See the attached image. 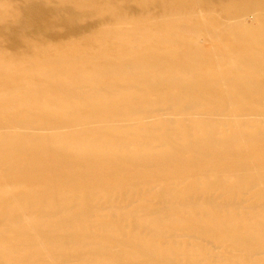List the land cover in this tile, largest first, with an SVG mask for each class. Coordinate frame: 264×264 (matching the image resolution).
I'll use <instances>...</instances> for the list:
<instances>
[{
  "label": "bare ground",
  "instance_id": "bare-ground-1",
  "mask_svg": "<svg viewBox=\"0 0 264 264\" xmlns=\"http://www.w3.org/2000/svg\"><path fill=\"white\" fill-rule=\"evenodd\" d=\"M15 1L0 264H264V0Z\"/></svg>",
  "mask_w": 264,
  "mask_h": 264
},
{
  "label": "rangeland",
  "instance_id": "rangeland-1",
  "mask_svg": "<svg viewBox=\"0 0 264 264\" xmlns=\"http://www.w3.org/2000/svg\"><path fill=\"white\" fill-rule=\"evenodd\" d=\"M6 1V0H5ZM40 2H44V0H40ZM7 3L10 4L11 6H16L17 8H19V3L16 2L15 0H7ZM43 3H40V4H35L36 5V8H39ZM19 10L21 11V9L19 8ZM29 12V11H27ZM25 15H23V18H24ZM34 16H37L39 17L38 15H34ZM60 16V14H59ZM25 19V18H24ZM35 23V26L38 25V23L36 21H34ZM98 23V19H94L90 22L91 25H96ZM2 26H6V24L2 21L1 17H0V28ZM63 35V34H61ZM20 32L16 31V33L14 34H10L8 36L5 35V33L3 32H0V47L2 48L1 51L3 54L11 57V58H15V60L21 58V55L19 54H22L23 51L22 49H20L19 47L20 46H16L17 45V42H18V38L20 37ZM52 38L53 40L52 41H59L58 37H50ZM62 38V37H61ZM66 36L64 37V40H65ZM25 41L26 40H30L29 37H25L24 39ZM201 41H203V39H200ZM261 120L264 121V117L263 118H260ZM133 148V147H132ZM134 149V148H133ZM248 213H254L256 211H252V209H247L246 210ZM196 244L198 243V241H194ZM202 246V244H201ZM208 250H210L209 252L211 253H214V254H217V257H220L222 260H223V263H226L225 261L227 260H231V259H237L238 261L236 262V264H245L247 263L250 259H246V255H243V252L241 251H237L235 248L232 247V245L229 243V242H225L222 244L221 248L216 250V252H214V250L212 248H208ZM213 251V252H212ZM261 257H254V259H252V261H255L256 264H262V261L260 262Z\"/></svg>",
  "mask_w": 264,
  "mask_h": 264
}]
</instances>
